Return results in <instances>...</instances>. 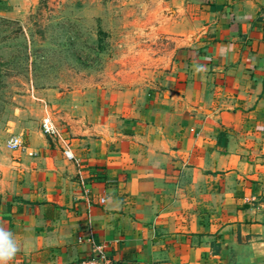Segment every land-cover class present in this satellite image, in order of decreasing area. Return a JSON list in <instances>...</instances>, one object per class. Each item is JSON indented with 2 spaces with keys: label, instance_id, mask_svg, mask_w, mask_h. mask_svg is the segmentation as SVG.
Returning a JSON list of instances; mask_svg holds the SVG:
<instances>
[{
  "label": "crops",
  "instance_id": "1",
  "mask_svg": "<svg viewBox=\"0 0 264 264\" xmlns=\"http://www.w3.org/2000/svg\"><path fill=\"white\" fill-rule=\"evenodd\" d=\"M147 2L180 43L166 85L72 94L56 138L23 136L9 264H79L80 238L117 264H264V0Z\"/></svg>",
  "mask_w": 264,
  "mask_h": 264
},
{
  "label": "rangeland",
  "instance_id": "2",
  "mask_svg": "<svg viewBox=\"0 0 264 264\" xmlns=\"http://www.w3.org/2000/svg\"><path fill=\"white\" fill-rule=\"evenodd\" d=\"M147 3L0 1V197L22 176V153L6 141L23 134L30 145L43 118L57 123L66 97L139 102L162 91L180 43Z\"/></svg>",
  "mask_w": 264,
  "mask_h": 264
},
{
  "label": "built area",
  "instance_id": "3",
  "mask_svg": "<svg viewBox=\"0 0 264 264\" xmlns=\"http://www.w3.org/2000/svg\"><path fill=\"white\" fill-rule=\"evenodd\" d=\"M260 22L264 28V13L261 15ZM263 40H264V29H263ZM41 132L48 138L54 139L57 137V129L54 125V122L50 117H45L42 119L40 124ZM5 148L10 152L16 151H24L26 148L24 147L23 135H10L8 140L5 143ZM33 156L32 153L29 154ZM65 158L68 160H72L73 156L70 152H64ZM101 203L104 202L103 199L100 201ZM79 243L88 242L92 249L89 257L83 259L79 262V264H117L109 254L108 248L103 243H95L91 238H80Z\"/></svg>",
  "mask_w": 264,
  "mask_h": 264
},
{
  "label": "clouds",
  "instance_id": "4",
  "mask_svg": "<svg viewBox=\"0 0 264 264\" xmlns=\"http://www.w3.org/2000/svg\"><path fill=\"white\" fill-rule=\"evenodd\" d=\"M19 251V245L12 232L0 226V264H9Z\"/></svg>",
  "mask_w": 264,
  "mask_h": 264
}]
</instances>
